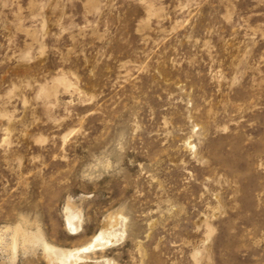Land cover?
Masks as SVG:
<instances>
[{
	"label": "rangeland",
	"instance_id": "rangeland-1",
	"mask_svg": "<svg viewBox=\"0 0 264 264\" xmlns=\"http://www.w3.org/2000/svg\"><path fill=\"white\" fill-rule=\"evenodd\" d=\"M24 236L264 264V0H0V264H59Z\"/></svg>",
	"mask_w": 264,
	"mask_h": 264
},
{
	"label": "bare ground",
	"instance_id": "bare-ground-1",
	"mask_svg": "<svg viewBox=\"0 0 264 264\" xmlns=\"http://www.w3.org/2000/svg\"><path fill=\"white\" fill-rule=\"evenodd\" d=\"M67 210H68V214L66 216V225L71 226L74 229L76 227L75 223L77 222L76 221L74 223V219L78 218V214L73 212V211H70L69 208H67ZM111 227L112 228L109 230L105 229V230L98 232V234H96L91 239V241L89 242L88 245H86L85 247L78 250V253L79 252L83 253V252L96 251V250H100L102 248H104V249H102V251H104L105 247H106L105 245L112 243L114 241V239L118 237V234H120V232L122 231L121 227L120 228H114L115 226L114 227L111 226ZM75 232H77V231H75ZM73 234H76V233H73ZM17 235H18V233H16L12 238V242H13L12 248H13L14 254H15V250L17 247V240H16ZM22 241H23L24 245L30 244L32 246L37 241H41L43 246H44V251L47 253V255H48L47 257H48L50 262L56 261L59 264H106L105 261H90V260L86 261V260H83L80 257L73 254V253H75V251H72V252L59 251L53 247L48 246L46 243H44V241H42L41 238L34 239V237H32V236L31 237L24 236L22 238ZM107 246H109V245H107Z\"/></svg>",
	"mask_w": 264,
	"mask_h": 264
}]
</instances>
